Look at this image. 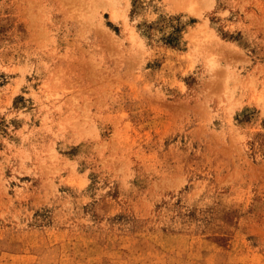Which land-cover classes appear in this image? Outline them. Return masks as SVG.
Returning a JSON list of instances; mask_svg holds the SVG:
<instances>
[{
	"label": "rangeland",
	"instance_id": "rangeland-1",
	"mask_svg": "<svg viewBox=\"0 0 264 264\" xmlns=\"http://www.w3.org/2000/svg\"><path fill=\"white\" fill-rule=\"evenodd\" d=\"M100 1L0 0V264H264V0Z\"/></svg>",
	"mask_w": 264,
	"mask_h": 264
},
{
	"label": "bare ground",
	"instance_id": "bare-ground-1",
	"mask_svg": "<svg viewBox=\"0 0 264 264\" xmlns=\"http://www.w3.org/2000/svg\"><path fill=\"white\" fill-rule=\"evenodd\" d=\"M107 1H108V0H107ZM107 1L102 0V1H100V2H102V5H101V3H99V4H100L101 6H104V3H105V4H106V3L109 4V3H110L109 1H111V0L108 1L109 3H108ZM103 2H104V3H103ZM111 3H112V2H111ZM111 5H113V4H111Z\"/></svg>",
	"mask_w": 264,
	"mask_h": 264
}]
</instances>
